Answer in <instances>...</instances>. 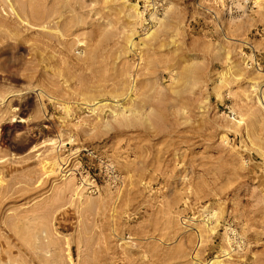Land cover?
<instances>
[{
    "label": "rangeland",
    "instance_id": "obj_1",
    "mask_svg": "<svg viewBox=\"0 0 264 264\" xmlns=\"http://www.w3.org/2000/svg\"><path fill=\"white\" fill-rule=\"evenodd\" d=\"M264 264V0H0V264Z\"/></svg>",
    "mask_w": 264,
    "mask_h": 264
},
{
    "label": "bare ground",
    "instance_id": "obj_2",
    "mask_svg": "<svg viewBox=\"0 0 264 264\" xmlns=\"http://www.w3.org/2000/svg\"><path fill=\"white\" fill-rule=\"evenodd\" d=\"M212 264H221V260L212 261Z\"/></svg>",
    "mask_w": 264,
    "mask_h": 264
}]
</instances>
